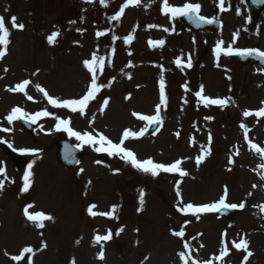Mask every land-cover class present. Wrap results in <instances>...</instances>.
I'll return each mask as SVG.
<instances>
[{
    "label": "rangeland",
    "instance_id": "374dc122",
    "mask_svg": "<svg viewBox=\"0 0 264 264\" xmlns=\"http://www.w3.org/2000/svg\"><path fill=\"white\" fill-rule=\"evenodd\" d=\"M125 1L108 0L105 7L89 0H0V14L3 16V11L7 9L4 18L6 26L11 29L6 57V66L11 72H6L4 76L0 70V107L4 114L11 113L13 103L28 105L30 109L49 108L53 114L43 120L46 121L43 128L49 130L44 132L39 127L34 139L31 136L23 139L21 134L14 136L8 133L7 136L0 131V137L6 136L17 146L36 150L34 153L27 152L31 153L27 154L28 164L19 168L0 150V160L6 165V175L0 177V180L6 177L0 190V264H29V260L31 264H174V257L179 264H185V261L187 264L193 261L204 264L214 261L220 246L228 247L232 255V262L227 259L226 264H239L246 252L235 249L233 242L238 243L240 238H247L249 234L254 235V238L250 235L251 239H263L258 246L264 252V229L263 235L251 232L250 229L260 227L255 228L246 221V212L237 211L233 221H227L210 213L184 214L174 205V202L184 203V206L188 203H214L217 198L225 196L227 188L225 198L229 202L240 205L247 200L244 192L248 195L251 193V199L255 198V207H258L255 212L264 215V179L261 178L264 174L253 176L251 184L243 187L239 183L240 166L229 163L230 159L237 160L242 155V130L235 124L240 120L236 107H262L259 101L264 99V91L260 92L256 86L261 77L258 67H242L237 63L234 66L223 60L220 64L222 71L229 70L231 66L235 68L236 77L228 82L220 79L221 72H217L219 80L211 83L208 77L212 72L208 68L200 71L207 65L203 62L192 68L198 74L197 78L191 77L190 73L185 75L181 69L176 74L178 68L173 67L172 60L180 56L176 42L181 38L174 35L170 42L172 33L164 31L165 28L170 30V23L166 24V18L158 17L159 12L153 5L145 6L149 0H140L137 7L128 6L119 20H112L111 17ZM154 1L157 6L163 3V0ZM181 1L184 0H169L172 4ZM212 1L192 0L202 5L201 9L206 10L204 13L213 10ZM227 1L232 14L224 16L225 26L234 28L233 19L236 25H240L247 16L238 7L239 0ZM12 16L17 18L16 23L19 20L26 24L23 30L11 28L9 20ZM153 23H162V26L157 30H148ZM257 26L261 27L260 32L254 34L250 33L251 30L247 31L250 34L247 44L264 47V13L253 25L254 28ZM246 27L251 25L246 23ZM176 29L173 25L175 33ZM54 32L60 33L59 40L54 39L53 43H49L48 37ZM98 32L105 35L97 36ZM129 35L133 39L126 43ZM114 36L116 39H113ZM155 37L166 41V47L150 44V39ZM215 37V40H219L227 35ZM187 38L185 34L182 35L181 50L194 48V40L189 44ZM93 54L105 59L102 71L97 69L96 73L98 84L105 86L90 100L84 115L54 107L44 93L37 90L38 84L49 96L60 100L82 97L91 82V73L83 61L90 60ZM161 76L166 97L175 95L173 100L160 106V131L154 135L129 138L125 141L126 147L138 158H151L156 163H173L181 158L183 163L180 168L188 175H157L155 179L150 177V173L143 176L135 172L137 169L128 162L120 160L119 156L110 161L114 169L113 175H110L109 170L101 172L96 168L95 161L98 163V160L89 154H93L97 146L92 148L88 144L84 146V157L78 169H63L56 160V149L52 147V142L64 133L54 132L58 122L56 117L70 119L72 128L81 133L95 129L88 126L91 120L87 117L102 108L109 113L114 110V113L122 116L138 118L140 128L123 123L120 128L110 132L109 139L120 141L124 130L139 133L145 128L147 121L139 119V115L156 114V106L160 104ZM23 79L30 83L33 81L34 87L29 83L23 96L9 99L10 93H6L9 92L8 87L15 89ZM231 82L234 85L240 83L246 94L244 98L236 100L237 104H231V100L223 108L220 105L206 107L204 103L198 104L195 93L201 85L205 91L228 100L227 92L235 96L227 84ZM34 90L40 92L42 97H36V103L32 104L28 96H32ZM106 99L108 103L105 105ZM133 113L138 115L134 116ZM5 122H8L7 119ZM14 123L19 127L17 121ZM7 126L10 127V124ZM256 126L250 127L248 136L264 146L262 126L255 129ZM229 133L241 142L231 151L235 138L229 137ZM205 152H209L208 159L197 164L200 153ZM260 163L264 165V157ZM29 164L32 165L31 169ZM26 172H31V176L29 189L23 192ZM141 192L144 193L143 205L140 202ZM93 204L97 206L92 210L96 215L88 211ZM29 205L33 206L28 208L29 213L43 212L54 219L44 221V227L37 228L35 222L25 216L24 210ZM259 208L261 211L257 212ZM255 223L259 222L255 220ZM182 227L184 237L172 234ZM108 234L109 240L95 241L97 235ZM212 237L218 248L210 246ZM93 241L102 244L93 250L88 245ZM103 242H106L104 249ZM185 244L189 245L187 249L184 248ZM25 247H32L34 252L25 254L19 262L11 259L20 255ZM103 250L105 254L100 259L99 254ZM182 251L186 253L185 260L179 259L178 253Z\"/></svg>",
    "mask_w": 264,
    "mask_h": 264
},
{
    "label": "snow or ice",
    "instance_id": "6c2138e0",
    "mask_svg": "<svg viewBox=\"0 0 264 264\" xmlns=\"http://www.w3.org/2000/svg\"><path fill=\"white\" fill-rule=\"evenodd\" d=\"M89 2H92V0H89ZM224 2L225 0H219V7L222 11L229 10L224 7ZM256 3H264V0H254ZM100 3L104 5L105 7L107 6L106 0H100ZM140 3V0H126V2L120 7L119 11L111 17L112 20H119L121 18V15L124 13L125 8H127L129 5H138ZM202 8V5L199 3H192V2H185L182 6H174L169 4V0H163L162 3V11L165 14H171V18H178V17H186L190 22H194L196 24H211L215 22V18H207L205 16L200 15V10ZM7 11V9H6ZM239 14V13H238ZM17 18L15 16L10 17L9 23L11 25L12 29H18V30H23L24 29V24L16 23ZM155 27V26H151ZM164 31H169V29L165 28ZM10 34H11V29L6 26L5 23V18L3 16H0V58H3V56L6 54V49L8 44L10 43ZM59 33H52L48 37V42L53 43L54 39L56 36H58ZM105 35L103 32H98L97 36H102ZM238 36V33L234 34V39L233 43H235V39ZM113 39H116L114 36ZM133 37L129 35L125 42L127 43L128 41L132 40ZM150 44H152V41H149ZM156 44L163 46L165 44L164 40H159L155 42ZM223 41H220L217 43L214 52L216 53L217 57H219L220 53L224 51L225 55H230V54H238L242 56H256L258 57L262 62H264V51H261L259 49H234L232 45L230 44L227 49L222 48ZM175 63L177 66H180L182 64L181 58H177L175 60ZM83 64L85 68L91 73V82H90V87L87 90L86 94L83 95L81 98L78 99H64L60 100L58 98H53L48 95V93L40 86L36 85V88L38 91L43 92L44 95L47 97L49 103L53 105L54 107L57 108H67L70 109L73 113L79 112L81 115L85 114V109L87 105L89 104L90 100L95 98V94L103 88L105 85L98 84V77H97V69H100L102 71L104 65H105V59L102 57H98L96 54L92 55V58L90 60H85L83 61ZM186 67H191V56L189 55L187 64L185 65ZM7 71V69H5ZM130 78V77H129ZM30 83L29 80H24L22 83L16 85L15 89H8L9 91H20V92H25V86H27ZM187 87V86H185ZM204 91V86H200V90L195 93V95L199 98H201L204 102V106L208 105H220V106H226L227 100L226 99H212L207 96H203L202 93ZM26 94V93H25ZM130 98V97H127ZM29 100H32L33 98L31 96H28ZM108 103V100L106 99L104 101V104L106 105ZM166 103V95H165V84L163 80V76H161L160 80V104L156 106V114L152 116H146V115H139V119L148 121L150 125L152 124H158L160 122V106L162 104ZM103 111V108L101 109ZM258 116H264V108H261L257 113ZM53 114L50 113L47 110H43L40 112H36L35 114H28L24 112L21 108L14 107L11 110V113L6 117L7 121L9 124H11L14 120L18 119H24L25 117L31 121L32 123H36L39 118L43 117H49L52 116ZM133 115H138L137 113H133ZM245 117L250 115L249 111H245L243 113ZM57 119V124H56V130L60 131H66L70 136L75 137L78 141H81L83 144H88V145H100L97 147L95 150L98 152H107L109 155H117L121 159L126 160L127 162H130L133 167L142 170L145 173H150L152 176H157L160 171L167 172V173H173V172H178L181 177L188 175L186 171L181 170L180 164L181 161L177 160L169 165H165L163 163H156L153 161V159L148 158L143 161L137 159L136 154L126 148L125 141L128 140L129 138H139L142 137L146 129H142L139 133L133 132L131 130H124L122 134V138L120 139L119 143H114L111 139L103 135L102 133H96L95 135L91 132H79L75 131L71 126H70V119H61L59 117H56ZM206 119H212V117H206ZM242 127H244L242 125ZM2 131H10V129L4 128L0 129ZM247 132V129H245ZM247 139V136L245 137ZM209 140L211 141V136H209ZM9 147H11V144H9ZM251 148L255 149L257 153H260L262 156H264V148H261L257 146L256 144H251ZM20 151L22 152H35L36 150H29V149H21ZM238 154V153H237ZM203 155L197 159V164H199L203 160ZM64 159L68 161L69 163L75 162L79 163L78 160L75 159L73 150L66 146L65 154H64ZM233 161L230 159L229 163H232ZM32 165L29 164V169H31ZM83 171V169H81ZM0 175H6L5 169L3 167H0ZM30 176L31 172H26L23 180H24V187L22 188L23 192H27L29 189V182H30ZM264 179V177H261ZM4 186V180H0V190L3 189ZM255 187V185H253ZM251 195V193H249ZM143 196L144 193L141 192L140 194V202L141 205H143ZM177 196H180L179 190H177ZM227 196V188H225V196L222 197L218 203H212V204H204L200 206H196L192 203H188L185 207L179 209L181 212L184 214L192 213V214H199V213H207V212H214L218 211L220 208H244V204L241 203L240 205L236 204H226L225 202V197ZM33 207L32 205H29L27 208H25V216L29 221L35 222L37 228H43L44 227V221H50L53 220L54 218L51 215H46L43 212H35V213H29L28 208ZM97 207L96 205H90L89 206V213L91 215H96L97 213L93 212V208ZM115 210V206H113V211ZM142 210V209H141ZM100 215H111V213H99ZM199 217L197 216V219ZM122 230V229H121ZM118 234V233H117ZM173 235L177 237H184L185 233L183 230V227L179 231H174L172 233ZM110 239V234L100 236L97 235L95 237L96 242H101V241H107ZM46 247V244L44 245ZM189 245L185 244L184 248H188ZM203 247V245H201ZM233 247L237 250L243 249L247 254L244 257L243 264H247V260L250 256L253 255L251 251L247 250V241L241 240L239 243L233 242ZM34 250L32 247H25L20 255L12 256L11 259L14 261H21L24 257L25 254L33 253ZM180 256L181 260H185L186 253L185 252H180L178 253ZM221 257L226 255V249L222 250L220 253ZM99 258L103 259V251L99 254ZM29 264H31V261L29 260ZM74 264V262H73ZM185 264H187V261H185ZM192 264H195V261L192 262Z\"/></svg>",
    "mask_w": 264,
    "mask_h": 264
},
{
    "label": "bare ground",
    "instance_id": "6f19581e",
    "mask_svg": "<svg viewBox=\"0 0 264 264\" xmlns=\"http://www.w3.org/2000/svg\"><path fill=\"white\" fill-rule=\"evenodd\" d=\"M1 65V63H0ZM262 90L260 89V92ZM9 99L12 98V96L8 95ZM6 101V100H4ZM110 108V107H109ZM96 120V124H99L100 126H104V127H109V128H118L119 125L123 124V123H128V124H139L138 121H136L135 119H131L127 116H122L120 114L114 113V110L112 113H105L103 116L95 119ZM256 175V172L254 170H252V168H248L246 171H243L241 173V177H242V182L244 185H249L252 182L253 176ZM246 197V194L244 195ZM250 207V204L248 203V208ZM253 214L252 210L249 209L247 215L251 216ZM254 238V237H253ZM256 239H250V241L252 242L253 245H255L253 243V241H255ZM259 240V239H258ZM257 240V242H258ZM214 242V239L212 238V244ZM256 242V243H257ZM256 247L259 248L258 244H256ZM256 248V249H257ZM258 252H261L260 250L257 249ZM258 262L256 264L259 263V256H258ZM255 261V260H254ZM255 263V262H254ZM253 262H251V264H254ZM6 264V263H4ZM259 264H264V263H259Z\"/></svg>",
    "mask_w": 264,
    "mask_h": 264
}]
</instances>
